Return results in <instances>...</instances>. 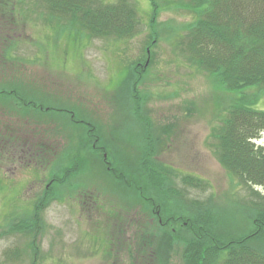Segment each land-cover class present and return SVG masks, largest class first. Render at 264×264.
Instances as JSON below:
<instances>
[{"label": "rangeland", "instance_id": "1", "mask_svg": "<svg viewBox=\"0 0 264 264\" xmlns=\"http://www.w3.org/2000/svg\"><path fill=\"white\" fill-rule=\"evenodd\" d=\"M20 1L23 3L19 6ZM133 1L143 18V32L119 42L90 37L83 41L75 37L72 41L69 33L59 32L58 36L59 25L63 24L31 13L36 0H0V91L21 89L22 94L27 86L37 88L40 92L35 89V96L29 95L27 88V96L22 95L67 113L60 116L57 112L25 111L14 101L0 98V136L13 142L9 145L14 152H25L27 146L33 148L26 158L35 164L29 169L8 159L9 164H0V174L5 179V187L0 188V264H30L28 257L12 252H27L34 238L41 253L37 264H156L154 257L161 239L174 246L166 253L167 264H188L181 257L184 248L174 238L162 232L153 235L152 248L140 240L150 236V231L157 234L151 211L130 190L124 188L127 194L123 188L115 191L112 179L104 174L100 156L92 152L89 156L83 154L88 163L84 173L75 179V191L66 187L49 196L51 203L40 214L46 223L45 231L28 235L9 232L17 221L35 217V206L50 186L49 174L62 166L60 159H69L64 153L77 154L76 145L84 131L70 121L69 113L95 125L104 144L110 147L108 151H118V155L109 153L114 167L122 161L130 167L138 164L139 156L134 150L140 153L138 149L145 147V135L144 126L137 124L131 114L133 87L144 100L142 113L152 126V138L163 139L157 161L179 175L171 179L168 189L174 188L180 196L175 204L186 208L188 217L212 205L217 212L236 213L237 223L248 222L239 211L244 212L250 203H264L258 196L253 198L251 190L239 184L218 161L212 136L213 129L221 124L224 94L216 91L206 76L189 67L167 36L154 47L155 58L146 76L135 84L131 74L127 75V66L143 60L149 34L146 14L150 12V2ZM159 21L179 27L193 21V16L169 10ZM9 46L13 47L10 55L5 51ZM260 105L264 109V97ZM130 175L127 176L131 178ZM187 175L203 180L205 185L200 189L185 186L182 181ZM257 190L264 196L263 189ZM146 223L153 225L146 227ZM235 224L229 227L236 234L248 228V223L238 227ZM174 225L175 230H184L183 225ZM222 228L229 230L226 225ZM187 234L190 235H182ZM229 237L224 234V239ZM143 248L152 256L150 261L137 257Z\"/></svg>", "mask_w": 264, "mask_h": 264}, {"label": "trees", "instance_id": "2", "mask_svg": "<svg viewBox=\"0 0 264 264\" xmlns=\"http://www.w3.org/2000/svg\"><path fill=\"white\" fill-rule=\"evenodd\" d=\"M149 2L151 9L146 14L149 34L143 60L134 61L133 66H127L125 68L127 75L131 74L135 84L138 79L146 76L155 58L154 47L159 44L161 37L167 36L169 41L173 42V48H177L189 67L197 74L206 76L210 85L224 94L225 104L220 106L224 112H221L223 117L221 124L213 129L212 136L216 140L218 161L228 173L239 180V184L251 190L253 198L258 196L264 202V196L257 190L258 188L264 190V142L258 144L264 136V109L260 105L264 97V0H149ZM18 3L20 6L23 1ZM32 6L34 9L31 13H34V16L41 18L46 15L45 20L50 19L56 24H63L59 25L58 36L59 32L69 33L72 41L75 37L78 41L90 37L124 42L138 37L143 32V18L133 0H36ZM40 9L48 14L41 13ZM169 10L189 13L193 16V21L179 27L160 23L161 15ZM5 51L10 55L13 47L9 46ZM9 60L12 61L13 57ZM26 88L23 89L24 92L27 90L31 96H35L38 90L30 86ZM134 90L135 87L132 95L130 94V110L137 124L144 126L145 135L143 140L145 147L138 149L140 153L134 150L137 157L139 156L138 164H134L136 168L123 161L121 165L116 162L117 166L114 167L115 165L110 162L109 153L118 155V151L114 149L108 151L110 147L104 144L95 125L80 120L75 113H69L70 121L84 131L80 136L79 145H76L77 154L68 156L64 153V157L66 155L69 159H60L59 163L62 166L58 169L56 167V170L52 169L49 174L50 186L44 190V195L35 206V217L30 221L25 219L17 221L10 227L9 232L28 235L32 231L38 233L45 231L46 223L41 221L40 214L43 208L50 205L49 196L57 189L62 191L66 187L75 191V179L84 173L88 163L83 154L88 155L92 152L95 156H100L99 161L105 170L104 174L112 179L115 191L118 188L130 190L151 211L157 234L150 231L148 233L150 236H145L147 240L144 237L140 239L146 241L149 248L155 245L153 235L164 233L167 237L174 238V241L179 242V246L184 248L181 257L188 264H264V203H248L249 207L244 212L239 211L248 222L241 220L237 223L235 220L239 219V216L236 213L230 212L231 210L227 213L217 212L212 205L204 206L200 208L201 211L188 217L189 215L185 213L187 209L175 204L174 200L180 199V196L176 194L174 188L172 191L168 189V186L172 185L171 179L179 175L172 167L157 161L156 156L163 146V139L152 138V126L142 113L144 100L142 95ZM24 92L22 94L26 95ZM22 94L21 89L0 91V98L14 101L25 111L32 110L42 114L57 112L60 116L67 114L62 110H53L38 102L36 98L29 99L27 95ZM137 128H140L139 125ZM168 133L162 132V135ZM9 143L14 145L11 140L7 141L5 137L0 136V164H9L6 161L8 159L27 169L35 165L28 161L30 158H26V154L33 153L31 151L33 148L27 146L25 152L17 153L12 151ZM33 151L37 152L36 148ZM67 161L69 163L66 165ZM3 175L0 174V188L5 187ZM182 182L194 189H200L205 185L203 180L189 175L184 177ZM125 189L123 193L127 194ZM89 196V199L94 200L93 195ZM234 222L237 227L248 223V228L241 233H233L229 226ZM146 224V227L153 225ZM174 224H177L178 228L180 224L183 225L184 230L182 232L175 230ZM223 225L229 230H223ZM219 230L221 234L218 233ZM185 232H189L190 235L183 237L182 234ZM224 234L231 237L224 239ZM35 241L34 238V241L30 242L27 252L16 250L12 253L18 256L22 254L30 259V264H37L41 253L35 246ZM165 244L161 239L154 257L156 264L169 262L167 260L169 254L166 253L173 250L174 246L169 242ZM144 248L142 251L146 254L141 252L137 257L142 261H150L152 256L144 251Z\"/></svg>", "mask_w": 264, "mask_h": 264}]
</instances>
